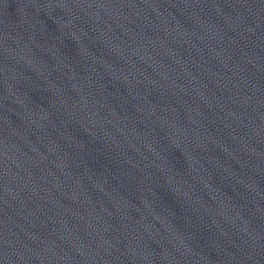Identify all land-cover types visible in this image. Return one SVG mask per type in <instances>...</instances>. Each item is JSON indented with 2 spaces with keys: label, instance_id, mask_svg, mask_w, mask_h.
I'll return each instance as SVG.
<instances>
[{
  "label": "water",
  "instance_id": "obj_1",
  "mask_svg": "<svg viewBox=\"0 0 264 264\" xmlns=\"http://www.w3.org/2000/svg\"><path fill=\"white\" fill-rule=\"evenodd\" d=\"M0 264H264V0H0Z\"/></svg>",
  "mask_w": 264,
  "mask_h": 264
}]
</instances>
